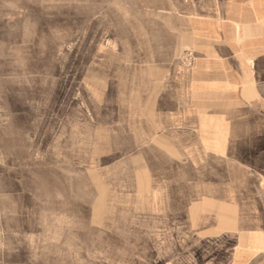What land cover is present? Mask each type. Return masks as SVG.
I'll return each instance as SVG.
<instances>
[{
  "label": "rangeland",
  "instance_id": "obj_1",
  "mask_svg": "<svg viewBox=\"0 0 264 264\" xmlns=\"http://www.w3.org/2000/svg\"><path fill=\"white\" fill-rule=\"evenodd\" d=\"M136 2L0 0V264H233L255 225L205 205L222 160L169 167Z\"/></svg>",
  "mask_w": 264,
  "mask_h": 264
},
{
  "label": "crops",
  "instance_id": "obj_2",
  "mask_svg": "<svg viewBox=\"0 0 264 264\" xmlns=\"http://www.w3.org/2000/svg\"><path fill=\"white\" fill-rule=\"evenodd\" d=\"M136 1L146 54L137 67L129 59L128 76L142 74L150 90L169 167L184 172L180 160L191 157L210 184L222 160L223 200L205 205L229 222L234 207H256L233 264H264V0Z\"/></svg>",
  "mask_w": 264,
  "mask_h": 264
},
{
  "label": "built area",
  "instance_id": "obj_3",
  "mask_svg": "<svg viewBox=\"0 0 264 264\" xmlns=\"http://www.w3.org/2000/svg\"><path fill=\"white\" fill-rule=\"evenodd\" d=\"M193 62V57L191 55L187 56V64L191 65Z\"/></svg>",
  "mask_w": 264,
  "mask_h": 264
}]
</instances>
